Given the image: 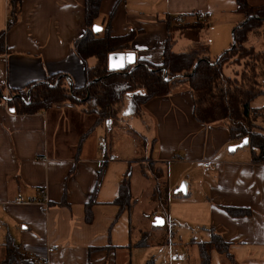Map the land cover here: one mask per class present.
Instances as JSON below:
<instances>
[{
	"label": "crops",
	"instance_id": "1",
	"mask_svg": "<svg viewBox=\"0 0 264 264\" xmlns=\"http://www.w3.org/2000/svg\"><path fill=\"white\" fill-rule=\"evenodd\" d=\"M247 1L252 6L264 4V0ZM117 2L112 35L137 31L129 53L135 60L155 64L162 61L166 39L162 20L167 16H183L192 23V15L211 13L204 20V29H188L177 38L182 49L193 40L207 42L211 59L229 48L233 27L244 20L236 12L234 0H102L97 26ZM83 4L84 0H23L16 23L7 29V0H0V33L5 32L0 85L21 89L61 73L74 86H83V64L72 49V41L85 30ZM88 63L93 65L94 60ZM251 107L263 108L264 96L256 98ZM192 110L191 93L181 88L147 102L141 118L129 113L132 127L120 118L111 126H95L77 149L95 117L70 107L15 115L0 104V259L5 237L11 235L38 264H130L133 252L143 249L127 248L134 224L139 235L151 232L134 222L141 197L144 195L150 208L154 206L149 214L151 226L160 213L151 200V174L143 167L152 164L166 170L168 196L174 198L170 211L163 214L164 223L174 219L197 227L206 241V229L212 228L230 244L238 264H264V164L252 163L249 150L230 151L237 144L227 130L222 125L197 123ZM123 126L141 143L150 142L149 156L135 159L119 154L118 145L107 140L106 133ZM102 142L115 160L106 163L92 208L93 221L86 224L84 207L96 183ZM202 161L216 163L204 168ZM132 165H138L137 175ZM127 170L131 172L133 206L110 228L118 213L113 201ZM182 183L187 194L175 195ZM221 207L249 209L251 215L231 217ZM192 240L196 241L192 238L189 242ZM109 242L114 249L89 253V249L107 247ZM188 243L185 246L195 247ZM182 258L187 264L188 258ZM218 259L213 251L211 264H219Z\"/></svg>",
	"mask_w": 264,
	"mask_h": 264
},
{
	"label": "trees",
	"instance_id": "2",
	"mask_svg": "<svg viewBox=\"0 0 264 264\" xmlns=\"http://www.w3.org/2000/svg\"><path fill=\"white\" fill-rule=\"evenodd\" d=\"M236 12L244 20L233 27L229 48L210 58L209 45L205 41L193 40L180 52L174 51L177 38L186 30L200 31L207 25L205 21H184L176 24L177 18L165 17L166 39L162 61L159 64L136 59L134 64L120 71H110L107 58L113 53H129L138 35L131 30L124 36H113L111 23L118 2L106 17H103L101 32L94 33L92 27L100 18L102 0H84L85 30L81 36L72 41V49L83 64L85 83L74 86L67 75L57 73L47 75L41 81L28 83L21 89L0 85V104H5L15 115H34L51 109L75 108L86 115L95 117L94 125L79 139L80 149L87 136L98 125H113L119 119L123 100L128 98L129 113L132 117L141 118L143 106L154 98L166 97L181 88H187L193 102L194 120L203 125H222L230 139L237 145L247 139L251 162L264 164V107L252 108L251 103L264 96V4L252 6L247 0H234ZM23 0H7L11 28L17 21ZM256 43L261 44L260 50ZM5 52V32L0 33V55ZM94 60L89 65V60ZM106 163L97 171V179L84 207V221H93L92 208L96 204V195L101 184ZM150 172L154 183L151 194L157 210L167 214L168 186L166 170L152 164L144 165ZM148 166V167H147ZM131 192V172L127 170L122 176L118 195L113 204L118 213L113 221H118L121 214L133 206ZM63 205L62 203L59 206ZM231 217H246L251 211L245 208L221 207ZM164 217V216H163ZM162 217V218H163ZM156 229V228H153ZM207 241L194 242L197 248L199 264H211V253L214 251L220 264H238L230 244L221 234L212 228ZM168 237L155 240L150 231L142 232L141 239L134 242L130 237L127 248H149L166 246ZM4 255L0 264H38L27 257L24 247L11 235L3 242ZM110 242L104 248L89 249V253L109 251ZM39 264H46L39 262ZM144 264H153V258Z\"/></svg>",
	"mask_w": 264,
	"mask_h": 264
},
{
	"label": "rangeland",
	"instance_id": "3",
	"mask_svg": "<svg viewBox=\"0 0 264 264\" xmlns=\"http://www.w3.org/2000/svg\"><path fill=\"white\" fill-rule=\"evenodd\" d=\"M255 45H256V49L260 50L261 44L256 43ZM182 47L183 45L181 43V39H178L174 47V50L180 51ZM118 116L126 124L128 123L129 126L132 127V123L130 122V119H129L128 98H125L123 100V104L121 106V110ZM90 117L94 118V116L92 115H90ZM263 123L264 121H262L261 119L257 120V124L259 126H263ZM140 128L143 129L141 125H140ZM131 131L132 130L129 127H124V126L119 128L118 130L115 128H112V131L110 132L108 131L106 133V138L107 140H110V139L113 140L118 145L119 154L122 156H132V158H135V159L145 158L149 156L150 142L141 143V141L135 135H133ZM242 149H247V150H242ZM238 151H248V148L246 147L239 148ZM145 165H148V164H145ZM143 167L146 169L144 165ZM156 167L158 168V166ZM138 169H139L138 165H132V170L134 172V175L138 174ZM136 189H137V186H136ZM173 199L174 198L172 196H170L168 199L167 206H168L169 211L171 209V203ZM156 208H157V204H156ZM153 210H154V206L150 208L147 204V199L143 195L136 209L137 215H136V218L134 217V220H135L134 222L142 230L150 229L151 235L152 237L155 238V240H159L163 236L169 237L170 245L167 244L166 246H152L149 248H143L142 250H135L130 259V264H144L145 261L150 258H153V264H165L168 258V247L169 246H172L171 249L174 252L178 253L181 257L182 256L187 257L188 258L187 264H199V258H198L196 246L195 247L185 246V244L188 243L192 238H194L196 241H206V239H201L202 231L199 230L197 227L194 228L190 225L181 224L182 222L175 221L174 219L172 221L173 224L171 223V221L166 219L164 223L165 225H163L162 227H153L151 226L153 219H151L149 215L150 212ZM163 216L164 215L162 213H157L156 217H163ZM169 223L172 226L171 228L172 231L170 233L168 232ZM134 226H133L132 236H133L134 242H136L141 239V235H139L138 230L136 228L134 229ZM153 228H156V229H153ZM219 264H220V260H219Z\"/></svg>",
	"mask_w": 264,
	"mask_h": 264
},
{
	"label": "water",
	"instance_id": "4",
	"mask_svg": "<svg viewBox=\"0 0 264 264\" xmlns=\"http://www.w3.org/2000/svg\"><path fill=\"white\" fill-rule=\"evenodd\" d=\"M94 33L101 32L102 28L100 26L94 25L92 27ZM135 58L132 53H113L110 54L107 58V67L110 71H120L125 67L134 64ZM13 112V110H11ZM247 145V139L241 141L238 145L232 146L229 148L230 151H234L237 148H243ZM174 194H187V186L185 183H182L177 190L174 191ZM154 227H162L164 225V219L162 217L154 218L153 224Z\"/></svg>",
	"mask_w": 264,
	"mask_h": 264
},
{
	"label": "built area",
	"instance_id": "5",
	"mask_svg": "<svg viewBox=\"0 0 264 264\" xmlns=\"http://www.w3.org/2000/svg\"><path fill=\"white\" fill-rule=\"evenodd\" d=\"M194 20L196 21H204L205 19H208L211 17V13H197L192 15ZM185 21V18L183 16H179L177 17L176 20V24H183ZM7 22H11L10 21V17L8 16L7 18ZM100 154H101V160L98 162L99 166H101L104 163H108L111 162L113 160H115V157L112 155H109L108 153V146L106 142H102L101 146H100ZM216 162L215 161H202V166L204 168H209L210 166L214 165ZM47 198L46 196L43 197V201L46 202ZM17 202H21L20 199L16 200ZM168 232H171V224H168ZM169 238V237H168ZM170 243V240H169ZM170 245V244H169ZM183 258L176 252H174L171 249V246L168 247V258H167V262L165 264H183ZM47 264V263H46Z\"/></svg>",
	"mask_w": 264,
	"mask_h": 264
}]
</instances>
